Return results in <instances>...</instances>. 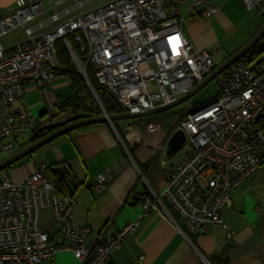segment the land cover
Masks as SVG:
<instances>
[{"label": "built area", "instance_id": "obj_1", "mask_svg": "<svg viewBox=\"0 0 264 264\" xmlns=\"http://www.w3.org/2000/svg\"><path fill=\"white\" fill-rule=\"evenodd\" d=\"M46 1L16 0L13 12L0 15L1 148L13 145L5 139L36 128L37 116L24 100L25 86L49 84L55 78L59 39L103 111L88 76L90 65L100 84L130 112L174 101L215 68L213 54L195 49L181 29L183 18L178 15L186 0H110L63 21L55 12L50 19L57 25L35 34L28 23L48 9ZM64 1L48 0L53 6ZM196 2L205 3L204 15L217 11L207 0ZM244 2L264 15V0ZM18 27H24L25 39L6 46L2 38ZM217 82L214 99L182 116L178 129L186 132V140L167 170L165 195L191 231L209 223L227 228L222 210L232 201L231 189L264 167V52L256 61L236 62L217 76ZM147 127L156 130L160 122L151 121ZM48 168L41 163L23 181L8 175L0 180V264H43L62 251H71L78 264H108L143 216L158 208L159 197L145 201L140 215L112 235L89 239L91 228L78 221L71 191L57 190L46 175ZM47 206L53 209L61 242L41 228V210Z\"/></svg>", "mask_w": 264, "mask_h": 264}, {"label": "crops", "instance_id": "obj_2", "mask_svg": "<svg viewBox=\"0 0 264 264\" xmlns=\"http://www.w3.org/2000/svg\"><path fill=\"white\" fill-rule=\"evenodd\" d=\"M91 1L66 0L53 6L47 0L48 9L28 26H34L35 34L40 35L57 25L50 19L55 12L62 14L63 21L99 6L86 7ZM207 1L217 8L213 15L202 13L205 3L186 0L178 16L183 18L181 29L195 49L211 52L213 60L220 53L225 55L219 64L214 63L216 67L243 48L264 22L252 14L254 8H247L244 0ZM16 8V0H0V15ZM11 33L3 37L8 47L26 37L24 27ZM258 51L263 53L264 49L257 48L251 57L245 58L254 61ZM77 70L82 74L78 67ZM71 94L72 81L66 74H56L49 84L27 83L24 100L37 116L36 127L74 114L62 107ZM159 115L90 123L72 129L2 169L0 180L8 175L15 181H23L41 163H46L49 165L46 175L56 189L69 190L55 169L66 165L67 178L78 181L71 192L72 204L78 221L91 228L89 239L112 235L140 215L145 201L159 197L158 208L143 216L108 264H133L137 259L141 264H205L202 256L212 264H264V167L231 189L232 201L222 210L227 228L209 223L205 229L188 230L165 195L167 170L179 158L177 154L168 155L167 143L180 121L167 122ZM151 121L160 122V127L149 130L147 124ZM5 140L9 142L11 138ZM27 144L28 140L24 141V145L4 154L0 161ZM99 182L104 185L97 187ZM40 225L54 241H62L51 207L41 210ZM229 229L235 233L230 235ZM43 264H78V260L71 251H62L45 259Z\"/></svg>", "mask_w": 264, "mask_h": 264}, {"label": "water", "instance_id": "obj_3", "mask_svg": "<svg viewBox=\"0 0 264 264\" xmlns=\"http://www.w3.org/2000/svg\"><path fill=\"white\" fill-rule=\"evenodd\" d=\"M264 36V25L259 30V32L238 52L233 54L222 64L216 66L210 74H208L201 82H199L193 89L188 93L176 98L174 101L159 105L155 108L139 111V112H130L126 111L125 107L118 101L117 97L111 93L109 90H106V101L110 107L103 111L100 115H94L92 112H77L72 114L70 117L62 120H54L43 124L39 127H36L31 136L28 139V144L20 149L18 152L9 156L8 158L0 161V170L9 167L19 158L31 154L39 147L45 145L46 143L53 140L55 137L68 132L72 129L78 128L80 126L97 123L103 121L114 122L116 120H125V119H136L138 117H145L154 114L163 112L175 105H178L194 95L197 91L202 89L210 81L217 78L218 75L222 74L227 68L232 66L234 63L246 59L245 57H251L254 52H256V46L261 38ZM48 129H53L44 136L39 137V133ZM186 140V132L183 129H177L173 132L167 143V152L168 155L176 154L182 147ZM60 175L65 178L67 188L72 192L75 187L78 186V181L76 178H67V167L66 165H59L55 168Z\"/></svg>", "mask_w": 264, "mask_h": 264}, {"label": "trees", "instance_id": "obj_4", "mask_svg": "<svg viewBox=\"0 0 264 264\" xmlns=\"http://www.w3.org/2000/svg\"><path fill=\"white\" fill-rule=\"evenodd\" d=\"M73 46L80 55L83 54L78 45L73 43ZM56 48L59 60V66H57L55 70L56 74H66L71 78L72 81V94L63 101L62 107L65 110H71L73 113L92 112L94 115H100L102 113L101 105L87 81L74 66L70 52L67 49L63 39H59L56 42ZM88 76L99 98L105 107L110 109L106 101V89L100 84L94 71L90 70V66H88ZM50 130L51 129L40 132L39 137L44 136L50 132ZM60 179H63L66 183L65 178L60 176Z\"/></svg>", "mask_w": 264, "mask_h": 264}, {"label": "rangeland", "instance_id": "obj_5", "mask_svg": "<svg viewBox=\"0 0 264 264\" xmlns=\"http://www.w3.org/2000/svg\"><path fill=\"white\" fill-rule=\"evenodd\" d=\"M106 2H108V1L107 0H92L89 4H87L86 7L95 6V5L96 6L102 5ZM252 14L254 16L260 17L261 21L264 22V15H261L257 11V9H255V8L252 9ZM10 34H12V33H10ZM2 41H3V38H2ZM3 43H4V41H3ZM257 48L259 50L264 49V37L258 42L256 49ZM259 52L260 51L257 52L258 54L256 53L254 55V57L256 58V59L254 58L255 59L254 61L258 60L259 57L261 56L262 52H260V53ZM224 58H225V55L220 53L219 55H216L214 57V63L219 64ZM252 63H254V62H252ZM74 66L77 69V65L75 63H74ZM93 68H94V65H90L91 71H93ZM227 69H229V68H227ZM218 91H219V86H218L217 78H215L212 81H210L207 85H205L202 89L197 91L194 95H192L191 97H189L188 99L183 101L182 103L175 105V106H173V107H171V108H169L163 112H160L159 114H161V115H159V114H157V115L163 116L162 118L167 122L169 121V122L174 123L176 121H180L182 116L186 112H188L189 110H192V109L200 106L201 104L214 99L216 97ZM31 134H32V132H30V133L25 132V133L20 134L18 137H12L10 141L13 142V145L10 148H12L14 146L13 149L8 150V149L0 147V158L3 157L4 154H8L12 150L18 149V148H20V146L24 145V141H27L29 139V137L31 136ZM5 142H7V140H5ZM1 143H2V141L0 140V146H1ZM3 171L4 170H0V175H2Z\"/></svg>", "mask_w": 264, "mask_h": 264}, {"label": "flooded vegetation", "instance_id": "obj_6", "mask_svg": "<svg viewBox=\"0 0 264 264\" xmlns=\"http://www.w3.org/2000/svg\"><path fill=\"white\" fill-rule=\"evenodd\" d=\"M53 129H51L50 131H52Z\"/></svg>", "mask_w": 264, "mask_h": 264}]
</instances>
